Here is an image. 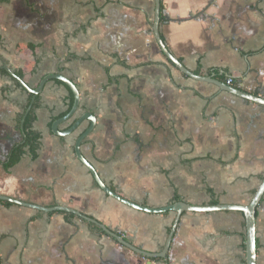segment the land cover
<instances>
[{"label":"crops","instance_id":"1","mask_svg":"<svg viewBox=\"0 0 264 264\" xmlns=\"http://www.w3.org/2000/svg\"><path fill=\"white\" fill-rule=\"evenodd\" d=\"M33 2L0 0V195L72 207L151 253L163 251L177 218L174 210L130 207L98 187L74 150L90 120L67 136L52 129L70 100L60 80L46 83L34 110L38 157L26 150L4 170L25 137L18 119L31 94L5 66L28 75L36 63L31 87L58 71L78 86L80 107L59 130L95 115L81 151L112 190L152 208L251 202L264 178V105L179 70L155 38L154 0H44L43 15ZM162 2V39L187 69L233 78L236 88L264 98V0ZM24 42L40 47L18 49ZM75 216L0 202L1 264H245L242 211H184L166 256L151 258ZM256 239L264 264V197Z\"/></svg>","mask_w":264,"mask_h":264},{"label":"water","instance_id":"2","mask_svg":"<svg viewBox=\"0 0 264 264\" xmlns=\"http://www.w3.org/2000/svg\"><path fill=\"white\" fill-rule=\"evenodd\" d=\"M155 1V16H154V23H153V31L155 38L160 45V48L162 49L163 53L167 56L169 60H171L174 65L181 70L183 73L186 75H189L195 79L201 80V81H212L216 83L219 87L223 88L225 91H228L229 93H232L236 96L242 97L246 99L247 101H252L256 102L259 104L264 105V98L253 95L247 91H243L242 89L236 88L234 86H230L229 84L216 80L212 77H203L200 75H197L187 69L182 62H180L167 48L164 40L162 39L161 33H160V23H161V1L162 0H154ZM5 68L9 71L10 75L15 78L16 80L19 81V83L26 89L28 93H31L33 95L31 103L29 107L27 108L25 115L22 120V128L25 123L26 116L30 112L32 105L36 99V97L42 93L44 90V87L46 83L50 80H60L64 84H66L71 91L73 92L74 95V103L70 111L64 115L63 117L55 120L52 124V129L53 131L60 135V136H67L74 131L78 129V127L82 124L83 121L85 120H90V125L89 127L81 133V135L77 138L75 145H74V150H75V155L76 157L87 167L89 172L92 174L96 184L98 187L108 196L112 197L113 199L124 203L125 205H128L130 207L148 211V212H166L169 210H174L177 212V218L176 221L172 227L171 233L168 237L167 243L161 253H151L144 251L140 247L135 246L132 244L130 241L126 240L122 235L110 230L106 225L97 222L95 219L86 217L84 216L80 211L66 206V205H58L54 207H45L42 205L22 201L20 199H16L13 197L5 196V195H0V200H6L9 202H13L15 204L23 205L26 207H31L34 209H38L41 211L45 212H51V211H66V212H71L74 213L84 219H86L89 222L97 224L101 229H103L106 233H108L110 236L114 237L119 243L122 245L126 246L130 250L134 251L137 254L144 255L146 257H164L166 256L171 242L172 238L174 235V231L178 225V221L180 219V216L184 211H242L245 215V221H246V240H245V250H246V257H245V264H257V239H256V223H257V211L258 207L262 202V199L264 197V178L262 180V183L260 187L258 188L257 192L255 193L253 199L248 205H240V204H214V205H193V204H188L184 201H178L172 205H167L161 208H152L148 207L145 205H142L140 203H136L135 201H132L123 195L119 194L118 192L112 190L99 176L98 172L96 171L95 167L92 165L90 161H88L85 156L83 155L81 151V146L83 141L87 136H89L92 131L94 130L96 126V117L93 113L91 112H86L82 114L68 129L64 131L59 130V125L64 122L69 120L74 114L78 111L80 104H81V93L76 85V83L71 80L70 78L66 77L60 71L56 73H50L45 75L41 81L39 82L38 86L33 88L31 87L23 78L19 77L18 75L15 74L13 70H11L8 66H5ZM1 264V261H0Z\"/></svg>","mask_w":264,"mask_h":264},{"label":"trees","instance_id":"3","mask_svg":"<svg viewBox=\"0 0 264 264\" xmlns=\"http://www.w3.org/2000/svg\"><path fill=\"white\" fill-rule=\"evenodd\" d=\"M4 1H8V0H4ZM161 9H162V11H161V20H162V19H165V16L163 15V2L162 1H161ZM1 41H2V37L0 36V44H1ZM39 47H40V44H35L33 42L18 43V45H17L18 49H20V50L30 49L34 54L37 52ZM35 65H36V63H33L32 66H29V70L30 71L32 70V71L28 75H31V74H33L35 72L34 71V69H35L34 66ZM3 73L8 75L7 71H5V70H3ZM16 74L19 77L23 78L25 81L27 80L28 75H26V73H25V71L23 69L17 70ZM59 82L61 83V81H59ZM16 84L21 87V85L18 82H16ZM232 85L237 87L236 86L237 84H236L235 80L232 83ZM66 87L68 88V90L70 92V100H69V104H68V109L64 113H62L59 117H62L65 114H67L70 111V109L72 108L73 103H74L73 92L71 91V89L68 86H66ZM32 96L33 95L29 94V98H28V101H27L28 103L25 106V109H27V107L30 105V101L32 99ZM39 97H40V95L37 96V99H36L32 109H31V111L29 112V114L26 117V120H25V123H24L25 137H24L23 141L20 142V143L19 142L15 143L13 145V147H12L8 157H7V159L2 163L3 168H4V170L6 172H9L10 168H12L15 164H17L22 159V156L25 154L26 150H29L32 153L33 158H37L38 155H39L38 154V150L40 148L41 134L39 132H36V131H34L32 129L33 121L35 120V111L34 110L38 106ZM23 116H24V113L21 114V116L18 119V124H19L18 126L19 127H20V124H21ZM0 202L5 203L6 205H11L12 204V202H9V201H0ZM59 213H63L65 215L67 221H72V219L74 217H76L75 214L69 213V212H65V211H59ZM89 225H90V228L92 230H95V231H98V232L102 233V230L99 228L98 225H96L94 223H90Z\"/></svg>","mask_w":264,"mask_h":264},{"label":"rangeland","instance_id":"4","mask_svg":"<svg viewBox=\"0 0 264 264\" xmlns=\"http://www.w3.org/2000/svg\"><path fill=\"white\" fill-rule=\"evenodd\" d=\"M34 2V8L36 9V10H39L40 11V13H41V15H43L44 14V3H43V1L44 0H33Z\"/></svg>","mask_w":264,"mask_h":264},{"label":"built area","instance_id":"5","mask_svg":"<svg viewBox=\"0 0 264 264\" xmlns=\"http://www.w3.org/2000/svg\"><path fill=\"white\" fill-rule=\"evenodd\" d=\"M232 83H233V78H229V79L227 80V84L231 85Z\"/></svg>","mask_w":264,"mask_h":264}]
</instances>
